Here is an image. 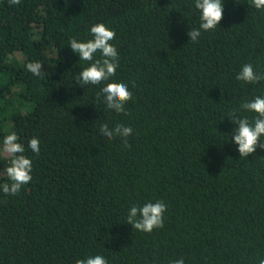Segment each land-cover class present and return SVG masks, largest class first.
I'll list each match as a JSON object with an SVG mask.
<instances>
[{"label":"trees","instance_id":"1","mask_svg":"<svg viewBox=\"0 0 264 264\" xmlns=\"http://www.w3.org/2000/svg\"><path fill=\"white\" fill-rule=\"evenodd\" d=\"M223 3L218 28L193 43L194 0H0V145L15 132L33 163L19 195L0 192V264L264 258V150L240 158L236 125L226 118L264 96V82L235 79L245 63L264 72V10L251 0ZM96 23L116 33L112 80L133 93L129 116L96 102L102 85L73 79L87 62L69 41L91 39ZM32 61L45 73L28 72ZM103 123L130 126V147L101 135ZM33 137L38 156L28 148ZM9 165L0 154V171ZM156 200L167 205L162 229L143 233L126 223L130 206Z\"/></svg>","mask_w":264,"mask_h":264},{"label":"clouds","instance_id":"2","mask_svg":"<svg viewBox=\"0 0 264 264\" xmlns=\"http://www.w3.org/2000/svg\"><path fill=\"white\" fill-rule=\"evenodd\" d=\"M10 5H19L20 0H9ZM251 5L257 10H264V0H251ZM194 7L200 13V23L198 28H193L187 32L188 40L198 43L201 32H213L218 28L224 15L223 0H194ZM91 39L79 41L75 38L69 41L71 51L79 57V60L87 62V67L73 77L78 86L88 85L99 86L96 93V102L99 103L103 98V103L107 110L131 115L125 105L132 99L133 93L128 85L123 82L113 81L120 66V56L116 46L111 42L116 38L114 30L108 28L103 23H96L89 29ZM99 54V55H97ZM42 63L32 61L25 64L28 72L34 76H41ZM235 79L244 84H257L264 82V72L254 69L251 63L242 65ZM135 87V84L132 85ZM241 113H254L251 119ZM236 127L231 134V140L236 144L240 158H246L254 154L257 148L264 150V96H254L239 105V109L230 110L226 117ZM99 132L108 141L119 138L124 148H129L128 137L133 134L130 126L117 123L114 127H109L107 123L99 126ZM15 132L7 134L0 145V154L10 158V165L0 171V175L6 176L7 181L0 184V192L7 196H17L23 186L30 183L33 179V163L25 153V146L18 142ZM28 148L35 155L40 154V140L36 137L28 141ZM167 205L160 200L155 202H145L143 205L130 206L126 223L133 229L151 233L155 229L164 227V213ZM75 264H108L102 255L89 256L85 259H77ZM171 264H184L183 258L172 261ZM258 264H264V258L258 260Z\"/></svg>","mask_w":264,"mask_h":264}]
</instances>
